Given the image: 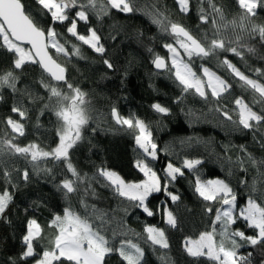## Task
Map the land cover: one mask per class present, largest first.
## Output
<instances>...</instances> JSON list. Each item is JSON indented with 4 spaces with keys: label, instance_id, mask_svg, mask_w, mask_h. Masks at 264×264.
<instances>
[{
    "label": "trees",
    "instance_id": "obj_1",
    "mask_svg": "<svg viewBox=\"0 0 264 264\" xmlns=\"http://www.w3.org/2000/svg\"><path fill=\"white\" fill-rule=\"evenodd\" d=\"M22 2L42 26L46 27L50 23V18L40 12L35 0ZM212 4L220 9L219 14L213 13ZM135 5L138 10L134 13L122 14L112 10L108 16L95 23L78 22L77 30L81 34H87L89 27L97 30L105 47L103 54L96 53L75 40L63 25H55L56 31L61 34V42L68 41L66 46L69 49L72 44H76L81 53L80 56L65 57L50 49L54 59L66 67L68 82L85 93L89 122L84 126L82 139L70 152L73 164L81 173L91 176L100 166L108 168L105 153L106 150H114L122 165L128 169L116 150V143L126 145L135 156H139L140 150L135 144L134 135L115 123L111 109L117 108L121 116L134 117V113L138 112L136 101L150 106L159 102L171 111L165 115L169 126L153 137L160 150L159 159L152 162L154 169L162 176L161 170L169 160L180 166L186 157L201 159L203 163L198 168L202 177L224 179L230 183L237 194L238 205L243 206L253 184H256L258 191H264V175L247 160L240 146H245L247 152L257 161L264 160V147L258 142L260 135L264 134V128L260 133L237 129L236 125L227 122L214 111L217 105L212 99L205 103L198 96L187 95L182 103H175V99L181 94L178 83L167 70L157 71L152 64L154 54L167 60L168 53L163 45L175 43L171 36L152 23L154 12L164 13L170 22L182 25L202 43L210 40L217 28L220 29L218 34L228 40L235 35L231 22L238 21L241 13L237 0H190V10L186 14L179 10L176 0H135ZM201 9L208 15V23L199 19ZM213 20L216 21L215 24ZM251 23L264 25V9L257 10ZM247 43L255 47V54L248 53L245 49L243 58L229 52L204 59L194 57L192 62L198 75L203 76L202 66L207 67L232 85L229 93H225L220 101L221 105L227 104L230 112L235 107L232 103L234 97L243 96L246 102L252 104L253 93L223 64L225 56L246 76L264 83V47L258 37L248 40ZM149 48L153 51L149 52ZM13 59L11 53L0 48V73L11 70ZM105 59L113 65L111 69L103 63ZM168 63L170 66V60ZM256 69H260L261 73L258 74ZM15 74L19 77L16 93L7 87L0 88V139L11 135L10 128L5 124L7 117L20 120L11 108L14 105L21 106L26 110L27 116L21 121L24 124V135H16V143L21 146L36 143L44 150H50L58 143L56 131L60 121L54 114L56 98H49L50 93L41 86V82L57 86L64 93L69 90L63 82L51 80L38 64L29 62L22 69L16 70ZM260 107L257 104L254 109L259 110ZM232 114L235 119V113ZM239 158L245 160L247 171H241L237 166ZM0 167L19 169V172H13L12 183L15 187L8 186L13 196L12 202L4 217H0V264H34L32 257L26 261L20 260L24 248L22 237L26 234L28 220L34 218L41 226L42 238L34 242L39 253L48 248L55 237L56 229L50 227L53 216L62 215L64 208L69 206L81 216L93 219V206L96 214H106V234L109 238L113 231L120 233L131 230L128 231L129 237H132L133 232L140 233L138 242L146 251L145 264H162L160 257L165 255L172 264H213L207 257L188 256L183 248L185 238H196L201 232L211 231L214 219V213L208 214L204 211L205 202L193 191L194 176L187 170L184 177L178 176L174 182L184 186L189 196L176 185H170L169 190L178 193L180 201L172 204L162 193L154 194L150 197V207L155 211L159 206L161 210L148 217L140 209L132 207L126 199L114 194L112 189L95 183L93 187L96 195L83 197L89 206L87 210L80 202L81 195L74 193L66 198L57 190V184L65 175L61 163L47 160L33 168L32 163L21 156L4 154L0 155ZM24 169L29 171L28 181L21 178ZM45 169H51V173ZM242 180L247 182V187L241 183ZM6 186L0 179V192ZM166 201L177 217L175 228L164 222L163 205ZM145 225H155L165 230L169 243L167 250L160 249L159 246L153 249L150 243L144 242ZM233 227L243 230L246 226L243 221H237ZM246 234H252V231L248 229ZM119 238L121 237L118 235L117 239ZM249 251L253 252V264H260L264 260V253L259 247L255 250L249 246L240 249L241 254ZM106 261L107 264H123L117 254L106 257ZM63 264L68 262L65 260Z\"/></svg>",
    "mask_w": 264,
    "mask_h": 264
},
{
    "label": "snow or ice",
    "instance_id": "obj_2",
    "mask_svg": "<svg viewBox=\"0 0 264 264\" xmlns=\"http://www.w3.org/2000/svg\"><path fill=\"white\" fill-rule=\"evenodd\" d=\"M35 2L40 7V12L50 18V23L46 27L26 10L22 0H0V48L6 49L14 57L11 70L0 73V88L7 87L16 93L19 81V77L15 74L16 70L22 69L29 62L38 64L51 80L57 83L63 82L69 90L68 93L62 92L57 86L41 82V86L50 93L49 98H56L54 114L60 121L56 131L58 143L50 150H44L36 143H29L26 146L16 143V135H24V124L21 121L26 118L27 113L21 106L14 105L11 111L16 113L20 120L13 119L11 116L6 118L5 124L10 128L11 135L0 139V155L21 156L31 162L33 168L47 160L63 164L65 175L57 184V190L61 191L66 198L74 193L81 195L80 202L86 210L89 206L83 197L96 195L93 187L95 183L112 189L114 194L126 199L132 207L140 209L148 217L156 215V212L161 210L159 206L155 211L150 207V197L154 194L162 193L172 204L180 201V195L170 191L169 185L176 181L178 176L184 177L187 170L194 176L193 191L205 202L204 211L208 214L214 213V219L211 231L201 232L196 238H185L183 248L186 254L193 258L207 257L213 264H253V252L241 254L240 249L249 246L255 250L259 247L264 253V191H258L256 184H253L245 204L238 205L237 194L230 183L224 179L202 177L198 168L203 163L201 159L186 157L180 166L169 160L161 170L163 175H159L152 166V162L159 159L160 150L150 126L144 120L138 117H124L120 115L117 108L111 109V116L115 123L134 135L135 144L140 150L134 167L143 174L144 179L126 181L117 172L104 166L98 167L89 176L87 173H81L72 162L70 152L82 139V132L89 122V115L85 107V93L68 82L65 75L66 67L58 63L49 51L53 49L56 54H62L65 57L80 56V48L72 44L69 49L66 46L69 42L66 40L62 43L61 34L56 31L55 25H63L66 32L75 40L87 45L94 52L103 54L105 47L101 43L102 38L97 30L89 27L87 34H81L77 30L78 22L89 23L90 15L102 19L112 10L122 14L134 13L138 10L135 0H35ZM176 2L182 13L186 14L190 10V0H176ZM237 4L241 13L238 21L231 22L234 37L225 40L218 34L220 29L217 28L213 37L206 43L193 38L182 25L170 22L164 13L154 12L152 23L171 36L175 43L163 45L168 53L167 60L159 54H154L152 64L158 70H167L178 83L181 94L175 99V103H182L187 95L198 96L205 103L212 99L217 105L214 111L227 122L236 125L239 130L260 133V130L264 128V83L246 76L225 56L223 64L253 93L252 104L246 102L243 96L234 97L232 103L235 107L230 112L227 104L221 105L220 101L225 93H229L232 85L207 67L202 66L203 76L198 75L192 67L194 57L204 59L230 52L243 58L245 49L248 53L255 54V47L250 46L247 41L257 37L261 46L264 47V25L251 23L257 15V10L264 9V0H237ZM211 7L214 14L220 13V9L215 4ZM221 18H223L222 15ZM199 19L203 23L209 21L203 9L200 11ZM212 22L216 23L215 20ZM24 44L30 47L25 48ZM178 49L183 50V55ZM148 51L153 50L149 48ZM168 60H170V66ZM103 63L109 69L113 67L106 59ZM255 71L258 74L261 73L260 69ZM257 104L261 106L259 110L254 109ZM151 107L156 113L162 115H168L171 111L169 107L159 102L152 104ZM232 113H235V119ZM258 142L264 147V134L260 135ZM240 149L257 171L264 175V160L257 161L243 145ZM237 166L241 171H247L243 158L237 160ZM45 171L51 173V169H45ZM13 172H19V169L0 167V179L7 185L0 192V217H4L13 199L8 187H15L12 183ZM21 178L24 181L29 180L28 169L23 170ZM241 183L247 187L246 181L242 180ZM168 201L163 205L164 222L175 228L178 222L177 217L169 209ZM216 204L219 206L214 207ZM93 214L95 219L81 216L70 206L65 207L63 214L54 215L50 222V227L56 229L54 239L48 248L39 253L36 251L34 242L42 238V229L36 219H29L26 234L22 237L24 248L20 254V260L26 261L32 257L34 264H54V262L63 264L65 260L68 264H107L106 257L117 254L123 264H145L146 251L138 242L140 233L133 232L132 237H129L128 231L131 230L120 233L113 231L109 238L106 234L108 231L106 214H96L95 206H93ZM237 221H243L245 229L234 228ZM248 229L252 231V234H246ZM143 233L146 234L144 242L150 243L153 249L156 246L165 250L169 248L163 228L145 225ZM118 235L121 238L117 239ZM160 259L162 264H172L166 255L161 256ZM260 264H264V260H261Z\"/></svg>",
    "mask_w": 264,
    "mask_h": 264
},
{
    "label": "rangeland",
    "instance_id": "obj_3",
    "mask_svg": "<svg viewBox=\"0 0 264 264\" xmlns=\"http://www.w3.org/2000/svg\"><path fill=\"white\" fill-rule=\"evenodd\" d=\"M97 20L98 18L95 15H90L89 23H95ZM23 46L25 48H29L26 45ZM178 50L182 51L181 55H183V50L182 49H178ZM136 103L138 106V112L134 113V117H138L144 120L150 126L153 137L163 132L169 126L165 119V115L156 113L150 105H145L137 101ZM115 147L118 153L120 154V156L122 157V159L126 162L128 169H126V167L122 165L121 161L114 153V150H106L105 154L108 161V169L117 172L126 181H139L144 179L143 174L140 173L138 169L134 167L135 161L138 158V156L133 155L131 151L126 147V145H124L121 142L116 143ZM170 185L173 186L176 185L179 189H181L182 192H184L186 196H189L187 189L184 186H182L180 183L173 182Z\"/></svg>",
    "mask_w": 264,
    "mask_h": 264
},
{
    "label": "water",
    "instance_id": "obj_4",
    "mask_svg": "<svg viewBox=\"0 0 264 264\" xmlns=\"http://www.w3.org/2000/svg\"><path fill=\"white\" fill-rule=\"evenodd\" d=\"M191 34V33H190ZM192 35V34H191ZM193 36V35H192ZM193 38H195L194 36H193ZM195 39H197V38H195ZM198 41H200L199 39H197ZM201 42V41H200ZM24 45H26V46H28V47H30V45H27V44H24ZM50 51V50H49ZM50 54H51V52H50ZM52 55V54H51ZM54 58V57H53ZM58 62V61H57ZM59 63V62H58ZM155 68V67H154ZM42 69V68H41ZM43 70V69H42ZM155 70H157V71H160V72H163V71H165V70H158V69H156L155 68ZM47 74V73H46ZM48 75V74H47ZM66 75V78H67V73L65 74Z\"/></svg>",
    "mask_w": 264,
    "mask_h": 264
}]
</instances>
